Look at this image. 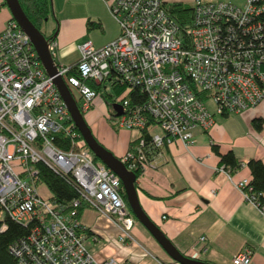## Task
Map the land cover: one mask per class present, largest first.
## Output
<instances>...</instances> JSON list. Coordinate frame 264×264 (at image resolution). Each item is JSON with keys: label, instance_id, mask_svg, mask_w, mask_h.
Listing matches in <instances>:
<instances>
[{"label": "built area", "instance_id": "obj_1", "mask_svg": "<svg viewBox=\"0 0 264 264\" xmlns=\"http://www.w3.org/2000/svg\"><path fill=\"white\" fill-rule=\"evenodd\" d=\"M262 1L238 6L195 0L191 17L178 24L164 0H113L108 8L118 36L99 47L90 40L81 43L75 64L54 61L57 75L82 113L103 89L116 128L138 132L121 160L138 174L156 169L171 144L191 145L194 132L212 124L209 100L215 113L229 114L264 99V23L257 18L264 12ZM251 31L258 36L246 39ZM236 36L242 40L234 42ZM56 45L48 40L53 60ZM133 89L143 98L133 101ZM113 103L121 107L118 116ZM40 163L66 178L77 197L56 204L50 194H40ZM219 170L229 171L223 165ZM238 187L264 216V202L249 182ZM120 188L118 176L87 148L53 77L11 16L0 31V232L9 218L29 226V233L11 243L9 252L18 264H117L114 258H94L77 209L83 202L118 226L120 243L134 241L135 219ZM199 241L206 251V237ZM250 259L245 248L232 264Z\"/></svg>", "mask_w": 264, "mask_h": 264}, {"label": "crops", "instance_id": "obj_2", "mask_svg": "<svg viewBox=\"0 0 264 264\" xmlns=\"http://www.w3.org/2000/svg\"><path fill=\"white\" fill-rule=\"evenodd\" d=\"M194 1L164 0L167 6H192ZM201 1H228L238 6L245 2ZM111 2L50 0L49 15L57 21L48 17L41 27L45 37L57 43L56 63L75 64L79 59L78 46L87 40L99 47L118 36V24L108 8ZM3 5L5 0L0 1V31L12 16ZM108 111L107 99L98 97L83 116L97 141L122 159L137 133L123 128L115 130ZM210 111L212 124L207 129H197L191 145L175 141L156 169L138 174L140 205L174 246L189 257L232 264V258L247 248L251 251L249 264H264V216L246 201L238 187L239 182L251 180L246 166L249 159L264 163V99L240 113L217 114L214 108ZM256 118L262 119L259 130L252 123ZM212 143L218 145L222 154L233 151L240 167L228 172L219 170L222 164ZM47 193L50 194L48 189ZM80 222L86 243L98 261L114 258L117 264H179L136 220L132 228L134 241L125 243L118 241V226L92 208H84ZM201 236L206 237V251L199 241Z\"/></svg>", "mask_w": 264, "mask_h": 264}, {"label": "water", "instance_id": "obj_3", "mask_svg": "<svg viewBox=\"0 0 264 264\" xmlns=\"http://www.w3.org/2000/svg\"><path fill=\"white\" fill-rule=\"evenodd\" d=\"M5 4L10 10L13 19L30 38L46 74L53 77V82L86 146L101 163L115 173L121 180L128 206L136 220L149 232L173 261L179 264H214L189 257L180 252L144 212L140 205L136 190L137 175L135 172L128 170L123 161L100 144L92 134L73 95L69 91L62 77L57 75V67L48 50L49 39L46 38L44 32L37 28L27 17L19 0H5ZM111 107L115 111V116L122 113L121 107L118 104L113 103L111 104Z\"/></svg>", "mask_w": 264, "mask_h": 264}, {"label": "trees", "instance_id": "obj_4", "mask_svg": "<svg viewBox=\"0 0 264 264\" xmlns=\"http://www.w3.org/2000/svg\"><path fill=\"white\" fill-rule=\"evenodd\" d=\"M19 2L22 6L23 11L31 20V22L37 28L41 29V25L46 23V19L49 17V13L51 12L50 0H19ZM262 2L264 4V0ZM167 10L172 16V18L178 24H181L184 20L191 17L193 7L191 5L183 3H172L168 5ZM257 18L264 23V12L260 13ZM256 36H258V34H254V32L251 31V34H249L246 39L253 40V37ZM230 38H232V36ZM238 39L242 40L240 37L236 36V38L234 37V42H239ZM256 46L257 48L259 47V49H262V46L260 44ZM90 85L96 90L99 89V86L97 85ZM130 96L132 97L133 101H136L137 99L139 100V98L141 97L143 98V95L139 93L137 89L131 90ZM252 123L256 127V129H261L262 119H253ZM58 136L61 135H57L56 137L58 138ZM144 136L148 138V135L146 133L144 134ZM212 150L220 157V164L230 169V171H233L240 167L241 163L237 160L233 151L229 150L226 153L222 154L219 151L218 145L213 143ZM95 160L98 159L95 157ZM246 166L249 168L251 174V180L249 181V185L252 188V192L258 195L260 202H264V198L262 196L264 193V163L259 159L251 158L247 161ZM37 168L39 169V181L46 185L47 189L50 192L51 199L56 204L68 203L72 199L77 197L76 189L66 178L60 176L59 174H56L42 163L37 164ZM119 191L126 202V206L129 212L131 213V210L126 200V195L122 187V183ZM85 207L87 206L83 202L78 207V218H80L82 211ZM134 219L136 220V218ZM6 225V229L0 232V264H18L17 259L9 252V246L11 243L18 240L19 238L25 237L29 233V226H23L20 223L15 222L9 218H6Z\"/></svg>", "mask_w": 264, "mask_h": 264}, {"label": "rangeland", "instance_id": "obj_5", "mask_svg": "<svg viewBox=\"0 0 264 264\" xmlns=\"http://www.w3.org/2000/svg\"><path fill=\"white\" fill-rule=\"evenodd\" d=\"M4 0H2V2H3ZM5 6V9H7V10H9L8 9V7L6 6V5H3V7ZM49 19L50 20H54V21H57V18H55V16H53V15H49ZM48 19V20H49ZM55 23H57V22H55ZM110 86V85H109ZM111 88V87H110ZM73 94L75 95V93H74V91H73ZM99 97L101 98H106L107 99V97H106V95H105V92H104V90L102 89V91L100 92V95H99ZM207 104H208V106H209V108L210 109H212L213 108V101H211V100H209L208 102H207ZM113 121V120H112ZM111 121V123H112V125L114 126V128H115V130H121V129H119V128H116V126L114 125V122H112ZM152 130H154V129H152ZM132 132H134V133H138L136 130H131ZM37 188H38V191H39V193L40 194H42L43 196H48V193H47V187H46V185L44 184V183H41V184H38V186H37ZM131 215H132V217L133 218H135L134 217V215L131 213Z\"/></svg>", "mask_w": 264, "mask_h": 264}, {"label": "bare ground", "instance_id": "obj_6", "mask_svg": "<svg viewBox=\"0 0 264 264\" xmlns=\"http://www.w3.org/2000/svg\"><path fill=\"white\" fill-rule=\"evenodd\" d=\"M72 122H73V120H72ZM74 123V122H73ZM93 154V153H92ZM95 157V156H94ZM98 161V160H97ZM100 162V161H99ZM103 164V163H102ZM104 165V164H103ZM105 166V165H104ZM106 167V166H105ZM136 174V173H135ZM137 175V174H136ZM138 176V175H137ZM119 178V177H118ZM120 182H121V180H120ZM124 199V198H123ZM125 201V200H124ZM126 203V202H125Z\"/></svg>", "mask_w": 264, "mask_h": 264}, {"label": "flooded vegetation", "instance_id": "obj_7", "mask_svg": "<svg viewBox=\"0 0 264 264\" xmlns=\"http://www.w3.org/2000/svg\"><path fill=\"white\" fill-rule=\"evenodd\" d=\"M41 29H42V27H41ZM109 106V105H108Z\"/></svg>", "mask_w": 264, "mask_h": 264}]
</instances>
